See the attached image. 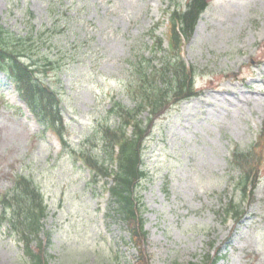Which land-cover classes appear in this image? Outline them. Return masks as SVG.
Segmentation results:
<instances>
[{"label": "rangeland", "instance_id": "rangeland-1", "mask_svg": "<svg viewBox=\"0 0 264 264\" xmlns=\"http://www.w3.org/2000/svg\"><path fill=\"white\" fill-rule=\"evenodd\" d=\"M209 1L182 48L200 95L160 117L144 145L147 240L137 247L114 212L111 180L91 183L72 150L97 125L114 126L113 102L135 107L132 67L140 59L161 64L154 44L161 37L167 49L164 9L187 0H0L2 26L21 36L48 31L42 52L56 61L49 82L63 100L65 149L0 73V96L11 104L0 97V194L22 174L39 185L48 206L40 241L50 264H137L138 252L150 264H201L217 255L218 264H264V160L246 199L231 165L233 149H249L264 126V0ZM231 198L246 213L237 226L221 211ZM0 264H29L7 226Z\"/></svg>", "mask_w": 264, "mask_h": 264}, {"label": "trees", "instance_id": "trees-1", "mask_svg": "<svg viewBox=\"0 0 264 264\" xmlns=\"http://www.w3.org/2000/svg\"><path fill=\"white\" fill-rule=\"evenodd\" d=\"M209 6V0H187L183 7L175 5L174 10H166L170 14L169 49L165 51L162 40L157 38V52L165 53L160 67L153 66L150 59L136 61L131 73L133 80L128 86L129 93L136 99L135 107L130 109L113 102L108 113L113 121L118 118L120 124L115 126L114 122L112 127L101 122L82 143L89 149L82 146L81 153L77 155L97 173L94 182L97 177L112 176L113 185L109 191L114 212L129 228L130 242L137 247L147 240L140 192L142 182L148 177L144 162L145 141L161 116L181 102L199 95L195 90L196 71L185 65L180 52L183 39L187 41L192 36ZM47 34L48 31L39 33L38 37L21 36L0 24V71L13 80L38 120L52 128L63 140L67 135L60 108L63 100L49 82L51 72L56 71V61L42 52L49 42ZM144 112H148V116L142 118ZM98 146L102 148L98 149ZM94 150L103 152V155H95ZM263 160L264 129L257 144L249 149H237L233 154L231 165L241 174L237 186L241 198L253 195ZM113 165L115 168H112ZM1 203L0 226L7 223L9 229L25 241L29 264H50L47 247L40 241L48 206L39 185L30 177L19 176L14 180L13 187L2 195ZM222 212L236 224L245 216L243 206L232 200L222 208ZM33 239L36 242L34 248L31 246ZM138 253L137 264H150L144 252ZM220 259L218 255L213 259L208 256L201 264H217Z\"/></svg>", "mask_w": 264, "mask_h": 264}]
</instances>
